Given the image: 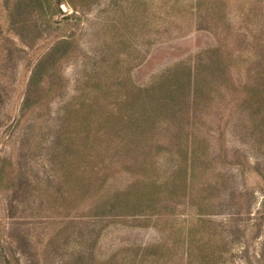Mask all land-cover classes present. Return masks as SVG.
Returning <instances> with one entry per match:
<instances>
[{"label":"rangeland","instance_id":"1","mask_svg":"<svg viewBox=\"0 0 264 264\" xmlns=\"http://www.w3.org/2000/svg\"><path fill=\"white\" fill-rule=\"evenodd\" d=\"M0 264H264V0H0Z\"/></svg>","mask_w":264,"mask_h":264}]
</instances>
